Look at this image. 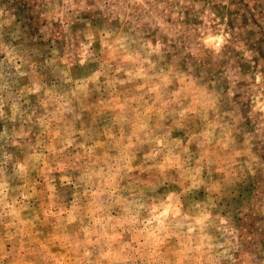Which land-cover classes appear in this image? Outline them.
<instances>
[{
  "label": "rangeland",
  "instance_id": "374dc122",
  "mask_svg": "<svg viewBox=\"0 0 264 264\" xmlns=\"http://www.w3.org/2000/svg\"><path fill=\"white\" fill-rule=\"evenodd\" d=\"M104 7L85 0L49 19L43 0H0L4 264H264V0ZM205 29L233 45L193 48L203 83L183 82L187 111L163 114L171 93L141 94L123 73L71 80L114 68L149 33L179 63Z\"/></svg>",
  "mask_w": 264,
  "mask_h": 264
},
{
  "label": "clouds",
  "instance_id": "9594fccd",
  "mask_svg": "<svg viewBox=\"0 0 264 264\" xmlns=\"http://www.w3.org/2000/svg\"><path fill=\"white\" fill-rule=\"evenodd\" d=\"M132 5L144 4L145 0H128ZM43 3L47 6L46 10L42 13L47 18L51 19L53 17H64L69 8L75 10L77 8L83 9L85 0H62L63 8L60 6V0H43ZM179 5L182 7L184 5H191L192 0H178ZM109 4V0H96V7L99 9V12L106 13L110 9H105L104 5ZM178 14L180 9H175ZM204 14L210 16L211 13L205 9ZM183 19V17H182ZM100 39L105 42V49L109 47L106 35H101ZM154 39L153 35L149 33L143 39V41L132 40L131 44L136 45V48L143 52V55L140 54V51L129 52L125 50L122 55V60L114 65H109L108 68L104 69L101 72H95L92 70L89 74L76 77L71 80H76L79 87H87L88 83H96L100 80L101 76L105 75L108 71H113L115 74L120 75L118 83L121 85H129L130 87L135 88L141 94H147V92H170L171 95L168 98H165L168 102V108L163 110V114L168 113V109L171 105H179L182 108V111H187L190 105V100L187 96L182 95L184 93V88L181 87L184 81H188L193 85L197 83H203V78L197 71V57L193 54V48L199 50L200 52L212 51L215 49L210 47V44L218 45L221 48L225 46L233 45V35H230L227 32H219L213 34L211 31L205 29L204 31H198V34L193 35L192 43L187 45L182 53H180L179 63H174L173 60H170L166 53V45L160 42V39L156 40L155 45H153L152 40ZM162 39V37H161ZM168 45H172V41H168ZM91 47V44L88 45ZM242 47V46H241ZM116 49L113 48V52ZM11 55V53H10ZM177 53L174 51L173 56H176ZM244 55L251 60L249 53L244 50ZM68 63V61H66ZM91 61L87 60V57H82L79 59L78 67L83 69L86 66L90 65ZM172 65L171 67H168ZM71 68L77 67L76 64L69 65ZM167 68V71H165ZM87 78L86 80L84 78ZM126 77V78H125ZM65 81L70 83V79L65 76ZM264 92V83L261 82V77H256V85ZM147 89V92L145 91ZM264 113V99L258 97V102L256 104V109ZM0 115H3L0 112ZM16 110L13 106V117L15 119ZM159 123V121H157ZM152 129H149L151 133ZM163 139V138H161ZM164 147H167L165 142ZM163 151V148L161 149ZM11 157L5 158V163L10 160ZM4 169L0 168V175L3 174ZM67 184L71 183V180L65 178ZM175 190H168L167 192H173ZM178 192V191H176ZM153 198V202L163 201V194L160 190L152 192L150 195ZM190 197H186L184 204L185 206L189 205ZM160 209L157 208L156 211ZM5 242L0 239V264L5 262ZM222 247V246H221ZM15 251V247H13ZM86 256L87 252L84 253ZM10 255V253H9Z\"/></svg>",
  "mask_w": 264,
  "mask_h": 264
}]
</instances>
